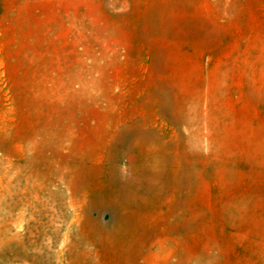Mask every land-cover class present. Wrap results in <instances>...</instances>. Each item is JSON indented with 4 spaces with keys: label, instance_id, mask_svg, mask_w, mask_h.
Listing matches in <instances>:
<instances>
[{
    "label": "rangeland",
    "instance_id": "1",
    "mask_svg": "<svg viewBox=\"0 0 264 264\" xmlns=\"http://www.w3.org/2000/svg\"><path fill=\"white\" fill-rule=\"evenodd\" d=\"M0 264H264V0H0Z\"/></svg>",
    "mask_w": 264,
    "mask_h": 264
}]
</instances>
